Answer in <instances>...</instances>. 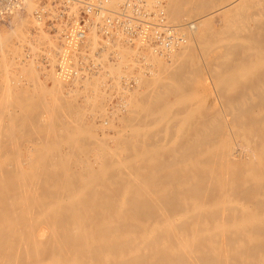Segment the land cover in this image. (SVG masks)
<instances>
[{
  "label": "bare ground",
  "instance_id": "1",
  "mask_svg": "<svg viewBox=\"0 0 264 264\" xmlns=\"http://www.w3.org/2000/svg\"><path fill=\"white\" fill-rule=\"evenodd\" d=\"M89 1L91 29L56 36L59 77L95 71L91 36H122L121 66L153 38L164 55L118 92L121 114L83 77L65 95L0 86V264H264V0H142L171 24L147 33L128 32L124 0Z\"/></svg>",
  "mask_w": 264,
  "mask_h": 264
},
{
  "label": "rangeland",
  "instance_id": "2",
  "mask_svg": "<svg viewBox=\"0 0 264 264\" xmlns=\"http://www.w3.org/2000/svg\"><path fill=\"white\" fill-rule=\"evenodd\" d=\"M30 1L31 2H29V4L31 3V5L33 7L32 12L30 14H29L28 10L26 11L27 8H25L24 11L22 9L21 14H19V12H17V13L12 15V17L19 15L22 18L23 17L26 18L27 21L23 27L22 37H20L18 39L17 38H11L10 42H9L10 43L9 46L4 49V58H2L3 62H0V63H2L1 65H3V66L0 65V86H4L3 87V89H4L6 87H10V86L15 85V81L16 82L20 81L21 82L20 85L21 86L23 85L24 87L28 88V90L31 89L30 91H32L35 88H44L47 90L51 89L50 91H52L53 88H56L59 86H61L62 89L67 87V88H71L73 90L74 88H77L79 86V84H80L79 80H82V77H83V79L86 80L88 84L93 82L92 84L88 85V88L90 86V89L92 90V91H90L91 92L90 95L98 96L99 98H101V96H99V95L105 94L102 96L104 98V104L102 103L103 101L101 102V105L104 106V108L102 107V109L108 110V113H109V111L111 112V110H113V111L118 110V112L120 114L123 113L124 109L122 108V106L119 102L118 92L120 90L124 91L123 90L124 87L129 88L130 90L135 89L137 84L134 83V81H137V79H138L137 78L135 80V78L137 77L135 75V73H138V74L143 73V75L145 74V76L148 77L149 73L154 71L156 67L158 69L157 63L155 61H154L155 63L153 62L154 63V65H153V63L151 62L153 60L150 58L148 60V57H149L148 51L149 50H150V52L152 51V53L154 51L156 55H159V54L164 55V53H160V52H163L162 46L159 45L161 47L159 49L154 43V41L157 38L151 39L146 45L144 44L140 48H137L136 51L133 50V51H135V52H131V53H133V55L132 54H131L132 56L127 55L125 57V60H124L125 62L123 61L124 64L121 63V64H123L121 66L119 64L120 61L118 62L119 59L114 54L117 53V50L125 47L126 44L125 45L123 44V42H126L125 39L122 36H120V37H117L116 39L114 38L115 41L108 44V43H104L103 41H101L99 37L91 36L87 39L88 42H90V43H85V47L83 48L82 55L87 54V57L90 58V60L84 59L83 61H89V62L92 61L94 63V66H96L95 71H93L91 73H87L86 69L84 68V71H82L80 73L81 78L78 77L79 80L77 79L76 74H75V77H73V78L72 77L71 78L59 77L55 71L57 54L59 53L58 50L60 47L59 39L55 35L49 33V31L47 30V28L45 26V23H43V22H41L40 24L34 23L33 12L39 3V0H33V1L30 0ZM156 13H157L156 16H158L159 20H162L163 23H165L167 26L171 25V24H167L164 21L161 13H159V12H156ZM10 18H11V16L9 18L5 19L4 21H0V33L1 34L8 32L10 29H12L14 27L13 23H15L16 20L12 19L10 21L9 20ZM190 22H193V21L191 20ZM39 27H40V29H39ZM153 29L160 30V28H156V27H154ZM90 40L93 41L94 43L93 42L91 43ZM114 46H118L119 49L116 50L117 47H114ZM129 48H132V46H130ZM132 49H134V47ZM121 50H119V51H121ZM85 52H87V53H85ZM95 53H97V55L94 56ZM119 54H120V52H119ZM114 57H116V59ZM114 61L115 62L117 61L118 64L121 66V67H119V69H120V72H122V73L119 72V69L116 67L117 62L114 63ZM113 63L116 64V65H114L116 69L114 67L113 68L111 67V66H113ZM110 67L112 69H114L115 73L119 77L116 78L117 75L115 76L114 71H112V69ZM131 67H133L132 72L130 71ZM127 68H130V69H128L130 72L128 71V73L126 72V74H124L125 71H127ZM109 69H111V71H109ZM143 70H144V72H143ZM148 70H152V71H148ZM116 71H118L119 73H117ZM102 72L103 73L107 72L109 74L111 73V75H113V76L109 77L111 75L108 74L109 75L108 76L106 73L107 76L104 77L105 79L103 80L102 75L98 76L99 73L102 74ZM30 73H32V74H30ZM131 73H132V75H131ZM28 74H30V75H28ZM119 74H122V76H120ZM129 75H131V78ZM124 76H125V79H124ZM128 76H129V80H127ZM100 77H101V79H100ZM75 79H77L78 82L73 84L72 82ZM116 79H119V81ZM97 81L99 83H97V86H96ZM11 82L14 84H12ZM32 82H34V83H32ZM120 83L122 85H120ZM58 84H60V85H58ZM117 84H119V87L122 86L121 89L118 86L116 87ZM114 86H115V88H114ZM102 87H104V88H102ZM90 92H88L86 94L89 95ZM61 93L65 95L67 92H65V90L63 89V91ZM116 96H118V97H116ZM81 97H82V95H81ZM101 100H103V99L101 98ZM80 103H82V102H80ZM105 105H106V107H105ZM85 111H87V110H85ZM86 118H87V120H91L90 116H88Z\"/></svg>",
  "mask_w": 264,
  "mask_h": 264
},
{
  "label": "built area",
  "instance_id": "3",
  "mask_svg": "<svg viewBox=\"0 0 264 264\" xmlns=\"http://www.w3.org/2000/svg\"><path fill=\"white\" fill-rule=\"evenodd\" d=\"M19 4L20 0H0V21H4L12 14ZM89 4L95 8L98 6L97 2L89 0H40L34 16L38 24L45 23L49 33L57 36L60 40L66 38L67 41H74L72 39L75 35L87 32L93 25L91 14L98 11ZM147 12L142 9V0H124L123 11L119 18L127 21L128 32L143 30L144 33H147L152 26L158 28L160 25V20L154 12L150 10ZM115 20L118 19H112V21ZM142 27H146V30ZM173 33L171 29L168 30L170 36ZM71 58L72 56H70Z\"/></svg>",
  "mask_w": 264,
  "mask_h": 264
}]
</instances>
